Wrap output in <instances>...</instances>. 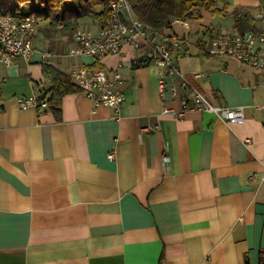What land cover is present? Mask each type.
<instances>
[{
  "label": "crops",
  "instance_id": "crops-1",
  "mask_svg": "<svg viewBox=\"0 0 264 264\" xmlns=\"http://www.w3.org/2000/svg\"><path fill=\"white\" fill-rule=\"evenodd\" d=\"M207 1L181 34L167 31L173 21L160 34L189 40L174 64L211 104L242 106L240 124L162 114L188 90L167 75L161 93L156 65L132 63L148 49L141 39L120 54L70 55L73 31L45 20L39 33L38 20L30 58L0 63V264H264V71L206 52L217 32L261 30L264 0ZM101 27L92 15L77 26ZM81 65L120 73L118 112L78 91L63 96L59 118L17 105L49 87L44 66Z\"/></svg>",
  "mask_w": 264,
  "mask_h": 264
},
{
  "label": "built area",
  "instance_id": "built-area-1",
  "mask_svg": "<svg viewBox=\"0 0 264 264\" xmlns=\"http://www.w3.org/2000/svg\"><path fill=\"white\" fill-rule=\"evenodd\" d=\"M172 21L182 22L179 18H173ZM36 25L37 19L32 13L23 12L16 16L10 13L0 14V63L9 66L15 57L24 60L30 58L34 49L32 36ZM155 35H158V38ZM72 39L76 42V46L70 48V55H88L94 58L106 54H120L124 44L139 49L141 46L139 39H141L148 49L141 57L134 58L132 63L156 65L161 93L165 89L167 75L176 76L180 85L188 90V95L179 97L180 108L165 106L161 111L162 114L181 117L186 111L197 110L211 112L230 124H240L244 121L242 106L211 104L205 95L192 85L189 77L174 64L172 52L180 50L183 55H189V40L175 34L154 33L149 25L135 16L129 0H111L108 15L98 32L92 33L84 28H76L72 32ZM206 52L264 71V25L261 30L217 32L210 37ZM67 74L76 85L78 92L90 99L94 106H105L114 109L115 112L119 111L125 95L120 86L121 75L116 69L109 76L104 69L81 65L71 69ZM192 76L198 78L201 74ZM169 91L173 97L178 92L173 84H170ZM16 102L22 109H43L47 106L46 97L40 91L27 96H17ZM259 108L264 110V103L259 105ZM246 142L248 143L249 140L246 139ZM108 157L112 158L113 152L110 151ZM262 165L264 175V163Z\"/></svg>",
  "mask_w": 264,
  "mask_h": 264
},
{
  "label": "trees",
  "instance_id": "trees-1",
  "mask_svg": "<svg viewBox=\"0 0 264 264\" xmlns=\"http://www.w3.org/2000/svg\"><path fill=\"white\" fill-rule=\"evenodd\" d=\"M26 0H15L12 7L0 4V14L10 13L19 15L21 4ZM135 16L154 33H163L169 27L173 18L186 20L190 18L193 9L198 6L207 7L211 4L207 0H129ZM111 0H32V6L27 13H32L38 20H49L51 26L60 25L62 29L74 31L80 18L92 15L103 26L108 15ZM100 7L99 10H96ZM44 74L49 87L40 92L46 97L47 106L42 110H50L59 118L61 101L68 93L78 91L67 73H63L53 66H44ZM41 110L40 108H37Z\"/></svg>",
  "mask_w": 264,
  "mask_h": 264
},
{
  "label": "rangeland",
  "instance_id": "rangeland-1",
  "mask_svg": "<svg viewBox=\"0 0 264 264\" xmlns=\"http://www.w3.org/2000/svg\"><path fill=\"white\" fill-rule=\"evenodd\" d=\"M32 1V0H31ZM217 15H219L218 17L219 18H223V19H228L226 16H224V15H221V14H217ZM225 17V18H224ZM85 21V20H84ZM190 20H188L187 22H189ZM228 21H229V19H228ZM38 22V21H37ZM45 20H40V22H39V25H38V30H39V33H41L42 32V30L44 31V25H45ZM172 28H170L169 30H167L168 32L169 31H171L172 29L176 32V33H178V34H181L185 29L184 28H182V23H175V22H172ZM213 30L214 31H216L217 29H218V25H214L213 27ZM10 66V65H9Z\"/></svg>",
  "mask_w": 264,
  "mask_h": 264
}]
</instances>
